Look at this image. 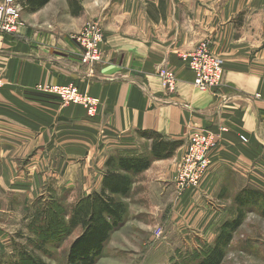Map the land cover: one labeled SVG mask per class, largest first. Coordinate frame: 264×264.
Instances as JSON below:
<instances>
[{
	"label": "crops",
	"instance_id": "1",
	"mask_svg": "<svg viewBox=\"0 0 264 264\" xmlns=\"http://www.w3.org/2000/svg\"><path fill=\"white\" fill-rule=\"evenodd\" d=\"M80 7L74 15L68 0H50L24 11L15 33H0V226L51 193L100 191L107 160L148 155L151 140L141 134L153 132L182 144L134 177L126 198L130 221L150 231L148 239L153 228L162 229L173 248L211 247L236 216L234 197L248 188L264 194V0H106L101 8ZM96 18L105 38L102 61L89 76L72 37ZM202 41L223 62L216 91L195 87L181 60ZM164 66L177 77L175 93L165 92L157 75ZM69 83L100 100L95 118L38 90ZM219 126L227 131L208 174L178 195L175 173L189 136ZM244 221L227 251L264 264V237L244 235Z\"/></svg>",
	"mask_w": 264,
	"mask_h": 264
},
{
	"label": "trees",
	"instance_id": "2",
	"mask_svg": "<svg viewBox=\"0 0 264 264\" xmlns=\"http://www.w3.org/2000/svg\"><path fill=\"white\" fill-rule=\"evenodd\" d=\"M50 0H15L22 11L34 13L43 8ZM71 12L77 15L81 11L78 0H69ZM141 137L151 140L150 153L144 156L118 155L110 157L106 162V170L102 180L101 190L81 197L71 209L64 207L61 201L52 197L49 200L37 198L33 207H39L33 212L27 229L40 239V245L60 242L77 227L82 232L70 245L67 264H94L102 254L103 247L111 234L118 229L126 219L127 206L122 201L131 192L134 177L147 170L155 160L170 158L181 146V141L166 140L153 132H144ZM237 205L234 219L223 223L219 234L211 247L204 252L192 256L191 261L183 264H221L226 255L234 232L242 224L249 208L257 210L264 218V194L254 189H244L233 199ZM59 206V208H58ZM246 210V211H245ZM32 264H42L28 255Z\"/></svg>",
	"mask_w": 264,
	"mask_h": 264
},
{
	"label": "rangeland",
	"instance_id": "3",
	"mask_svg": "<svg viewBox=\"0 0 264 264\" xmlns=\"http://www.w3.org/2000/svg\"><path fill=\"white\" fill-rule=\"evenodd\" d=\"M2 0H0L1 2ZM69 1V0H68ZM80 6H92L94 3L98 8L105 5L106 0H78ZM19 10V21L22 25L24 17L27 15L21 10L19 5H16ZM65 11L62 12V15ZM100 21L103 28L102 19L96 18ZM43 18L41 19V21ZM25 23H29L25 21ZM20 25V26H21ZM83 27V26H82ZM82 27L76 32H80ZM209 90V89H208ZM67 198L55 196H47L43 200H49L50 197L57 201H61L63 207L66 204L67 209L71 207L81 198L72 192L67 191ZM1 197V194H0ZM127 206L126 219L120 224L110 236L108 242L102 250V254L97 257L94 264H183L185 261H191L194 257L205 251L207 247L202 244L199 250H191L190 247L173 248V245L167 244L162 240V229L153 228L151 234L153 239H148L150 231H146L143 226H139L135 221H130L132 218L129 214L128 201L122 200ZM229 205V204H228ZM39 207L37 203L33 205L20 207V215L8 214L6 215L5 223L0 227V264H32L27 257L30 255L33 259L39 260L42 264H67L66 257L72 242L82 232L80 228L72 230V232L60 242L48 243L43 246L41 241L33 231L27 229L33 212ZM59 208V206H58ZM246 211V210H245ZM27 219V220H26ZM133 220V219H132ZM245 225L243 227L244 235L264 237V218L257 216L254 208H249L245 213ZM137 228V229H136ZM136 229V230H135ZM161 232L157 239L156 233ZM9 237L11 242H6L2 238ZM224 264H252L250 257L235 254L227 251Z\"/></svg>",
	"mask_w": 264,
	"mask_h": 264
},
{
	"label": "built area",
	"instance_id": "4",
	"mask_svg": "<svg viewBox=\"0 0 264 264\" xmlns=\"http://www.w3.org/2000/svg\"><path fill=\"white\" fill-rule=\"evenodd\" d=\"M16 5L15 0L0 2V33L13 34L20 27ZM72 38L80 49L81 66L86 68L89 76L94 75L97 65L102 61L105 38L100 21H88ZM181 60L192 73L195 87L216 91L221 86L223 62L212 52L208 41L200 42L191 52L181 55ZM157 75L165 92H176L177 77L171 69L164 66L158 70ZM38 90L57 97L63 105L82 107L89 118H95L99 113L100 100L80 91L73 83L38 86ZM226 131L225 126H219L216 130L204 128L191 133L186 149L177 163L175 185L178 195L200 186L209 172L212 154ZM240 139L247 142L243 136ZM160 234L161 232L156 233L157 239Z\"/></svg>",
	"mask_w": 264,
	"mask_h": 264
}]
</instances>
